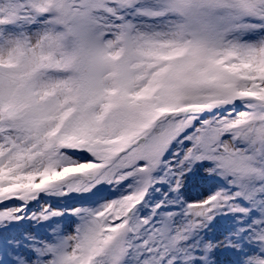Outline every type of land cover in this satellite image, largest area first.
Wrapping results in <instances>:
<instances>
[{
	"label": "snow or ice",
	"instance_id": "6c2138e0",
	"mask_svg": "<svg viewBox=\"0 0 264 264\" xmlns=\"http://www.w3.org/2000/svg\"><path fill=\"white\" fill-rule=\"evenodd\" d=\"M0 264H264V0H0Z\"/></svg>",
	"mask_w": 264,
	"mask_h": 264
}]
</instances>
